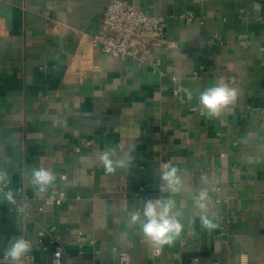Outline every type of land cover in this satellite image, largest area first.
<instances>
[{"label": "crops", "instance_id": "0c3cea01", "mask_svg": "<svg viewBox=\"0 0 264 264\" xmlns=\"http://www.w3.org/2000/svg\"><path fill=\"white\" fill-rule=\"evenodd\" d=\"M108 1L0 0V168L16 198L0 199V259L22 236L24 264H50L56 248L66 264H121L122 252L126 264H264V0H127L166 17L176 44L156 49L157 67L90 43ZM77 52L102 71L77 74ZM221 81L237 100L206 118L199 94ZM113 148L134 149L132 166L107 173L98 156ZM166 162L185 180L164 194L184 228L157 253L128 212L160 195ZM39 167L56 175L43 196ZM202 188L214 230L193 215Z\"/></svg>", "mask_w": 264, "mask_h": 264}, {"label": "clouds", "instance_id": "9594fccd", "mask_svg": "<svg viewBox=\"0 0 264 264\" xmlns=\"http://www.w3.org/2000/svg\"><path fill=\"white\" fill-rule=\"evenodd\" d=\"M237 95V89L229 82L221 81L207 87L198 97L201 114L209 119L220 117L236 102ZM133 152L134 149L118 155L116 149H107L99 154L98 161L107 173H114L117 169L132 166L136 159ZM159 177L160 195L157 198L144 200L142 208L128 212V223L138 226L143 241L158 250L166 245L171 246L180 237L184 228L176 211L175 201L170 196L165 197L164 194H176L185 188V180L180 170L170 162L160 165ZM55 182L56 175L52 171L43 167L32 169L30 183L38 195L47 194L48 190L54 187ZM9 184V174L0 168V199L15 205V194L8 188ZM193 209V215L199 216L203 228L214 230L218 227L214 222L217 218L210 214V198L206 188L200 189L193 197ZM31 252L32 242L21 236L8 242L3 257L8 264H24Z\"/></svg>", "mask_w": 264, "mask_h": 264}, {"label": "built area", "instance_id": "2783aa9c", "mask_svg": "<svg viewBox=\"0 0 264 264\" xmlns=\"http://www.w3.org/2000/svg\"><path fill=\"white\" fill-rule=\"evenodd\" d=\"M182 16L187 21L191 20L190 14L185 13ZM165 27L166 17L163 15L149 13L127 0H109L103 12L100 32L89 37V41L93 45H101L103 51L107 53L133 59L138 65L148 64L157 67L160 59L156 56V49L176 44L167 39ZM71 66L79 75L102 71V65L83 52L73 55ZM199 109L201 110V107ZM60 196L57 199L59 203L63 199V193ZM160 251L161 249H156L157 253ZM120 260L121 264H126V252L120 254ZM1 261H5L4 257L0 259ZM50 264H66L63 262L61 248L53 251Z\"/></svg>", "mask_w": 264, "mask_h": 264}]
</instances>
